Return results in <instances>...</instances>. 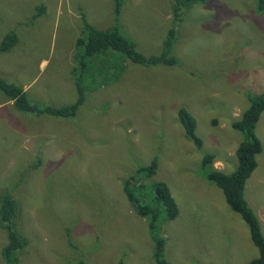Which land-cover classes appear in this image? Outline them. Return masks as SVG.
<instances>
[{
    "label": "rangeland",
    "instance_id": "rangeland-1",
    "mask_svg": "<svg viewBox=\"0 0 264 264\" xmlns=\"http://www.w3.org/2000/svg\"><path fill=\"white\" fill-rule=\"evenodd\" d=\"M203 2L175 23L171 0H122L120 32L141 53H159L174 29L175 66L143 67L112 51L83 58V68L81 16L106 29L113 0H0V42L6 33L17 36L11 51L0 52V78L40 107L70 105L78 79L86 86L73 118L24 113L0 94V193L17 203L15 227L27 242L19 264H155L147 220L121 190L122 179L154 157L153 179L168 185L179 206L174 221L158 225L171 264H249L257 257L247 226L203 177L201 160L210 153L212 168H236L242 136L231 123L250 96L264 92V12L256 0ZM181 107L195 119L200 151L178 122ZM255 134L262 151L245 200L264 236V111ZM5 244L0 228V264Z\"/></svg>",
    "mask_w": 264,
    "mask_h": 264
},
{
    "label": "trees",
    "instance_id": "trees-1",
    "mask_svg": "<svg viewBox=\"0 0 264 264\" xmlns=\"http://www.w3.org/2000/svg\"><path fill=\"white\" fill-rule=\"evenodd\" d=\"M204 1V0H203ZM202 0H171L170 13L175 23L182 20L184 11L195 3H204ZM256 7L264 12V0H256ZM122 8V0H113V24L106 29H96L89 24L84 16L82 33L83 38L77 40V45L83 48V58L92 56H105L108 58L112 51L118 53L125 61H130L143 67L167 66L178 64L177 58L172 54V46L175 38L174 29H169L162 43L159 53L145 55L137 50L133 41L120 32L119 17ZM185 9V10H184ZM43 11V8H38ZM17 44L15 32L6 33L0 42V52H9ZM120 62V59L118 63ZM108 66V63H106ZM123 67L124 63L119 64ZM84 68L85 65L83 64ZM115 67L117 65L115 64ZM95 68V67H93ZM103 71L98 69L97 73ZM75 72V71H74ZM115 72V70H113ZM96 86V85H95ZM78 97L74 103L63 107H40L31 104L27 93L18 85L9 83L0 78V94L8 101H13L15 107L24 113L51 116L56 118H73L78 108L85 99V83L82 78L76 82ZM250 105L242 111L240 118L231 123V128L242 136V141L235 149L237 159L236 168L229 174H225L211 167L214 155L207 153L202 156L201 170L206 181L214 184L224 197L228 208L245 223L253 246L257 249V257L250 260L249 264H264V236L259 221L245 200L246 184L257 167V156L262 151L260 140L255 134L256 124L264 111V92L249 97ZM177 118L184 131L187 140L191 141L197 151L201 150L202 140L196 135V122L194 117L184 108H179ZM39 160L34 164L39 166ZM158 169V160L154 157L148 165H140L121 181V190L137 216L146 219L150 236L154 242L152 258L155 264H171L165 258V239L159 238L158 225L160 222L174 221L179 215V206L175 201L168 185L153 179ZM147 184H150L151 193L147 192ZM147 193L149 194L147 196ZM17 203L10 193H0V228L6 233V244L2 247L1 255L5 264H19L18 254L27 244L26 239L15 227ZM72 244L71 242H69ZM80 252L79 246H73ZM84 252V250H82ZM81 251L80 254H83ZM79 254V255H80ZM77 264H83V260H77ZM117 264H124L120 259Z\"/></svg>",
    "mask_w": 264,
    "mask_h": 264
},
{
    "label": "crops",
    "instance_id": "crops-1",
    "mask_svg": "<svg viewBox=\"0 0 264 264\" xmlns=\"http://www.w3.org/2000/svg\"><path fill=\"white\" fill-rule=\"evenodd\" d=\"M10 102V101H9ZM11 102H13V101H11Z\"/></svg>",
    "mask_w": 264,
    "mask_h": 264
},
{
    "label": "clouds",
    "instance_id": "clouds-1",
    "mask_svg": "<svg viewBox=\"0 0 264 264\" xmlns=\"http://www.w3.org/2000/svg\"><path fill=\"white\" fill-rule=\"evenodd\" d=\"M23 89V88H22Z\"/></svg>",
    "mask_w": 264,
    "mask_h": 264
}]
</instances>
